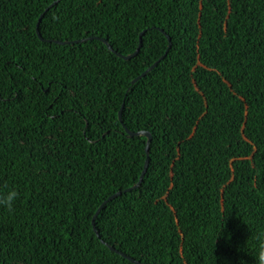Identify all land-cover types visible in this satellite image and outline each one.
Listing matches in <instances>:
<instances>
[{
  "label": "trees",
  "instance_id": "trees-1",
  "mask_svg": "<svg viewBox=\"0 0 264 264\" xmlns=\"http://www.w3.org/2000/svg\"><path fill=\"white\" fill-rule=\"evenodd\" d=\"M55 1L0 0V264H255L264 0Z\"/></svg>",
  "mask_w": 264,
  "mask_h": 264
},
{
  "label": "water",
  "instance_id": "water-1",
  "mask_svg": "<svg viewBox=\"0 0 264 264\" xmlns=\"http://www.w3.org/2000/svg\"><path fill=\"white\" fill-rule=\"evenodd\" d=\"M60 0H58V1H55V2H53L47 9H46V11L45 12H47L49 9H51L53 6H55L56 4H58V2H59ZM43 17H44V14H42L40 17H39V20H38V22H37V32H38V35H39V38L42 40V41H44V39L42 38V36H41V34L39 33V25H40V22L42 21V19H43ZM166 37H167V39H168V42H169V45H168V49H167V51L165 52V54L156 62V63H154V65H152L151 67H149L140 77H138V78H136L134 81H133V83H135L136 81H138L139 79H141V78H143L144 76H146L153 68H155L157 65H158V63L169 53V50L171 49V47H172V41H171V38L163 31V30H160ZM145 33V31H143L141 34H140V36H139V43H138V47H137V50L135 51V53H133V54H131V55H127V56H124V55H122V54H120V53H117V52H115L114 50H113V48L110 46V44L105 40V39H100L107 47H108V49L110 50V51H112L113 53H115L118 57H120V58H122V59H124V60H129V59H131L132 57H134V56H136L137 55V53L139 52V50H140V48H141V44H142V36H143V34ZM50 42H52V43H56V44H68V43H71V42H61V41H56V40H50ZM75 42H77V41H74L73 43H75ZM119 117H120V119H121V112L119 113ZM124 129H125V131L127 132V134L129 135V136H144V137H146L147 139H148V141H147V147H146V151H147V154H148V151H149V144H150V142H151V134L149 133V132H144V131H141V132H137V133H133V132H131V131H129L127 128H125L124 127ZM148 164H149V159L147 158V160H146V163H145V167H144V171H143V173H142V175H141V177H140V180H139V182H138V184L135 186V188L136 187H138L140 184H141V182H142V180H143V178H144V175H145V172H146V170H147V167H148ZM121 194V192H118L117 194H115V195H113V196H111L110 198H109V201L111 200V199H113V198H115L116 196H118V195H120ZM104 203H103V205H101V207L98 209V211L96 212V214H95V216L93 217V220H92V224H93V228L95 229V220H96V218H97V216L99 215V213H100V211H101V209L104 207ZM102 241V240H101ZM103 243H105L104 241H102ZM106 244V243H105ZM112 250H114L113 248H111ZM124 258H126V259H128L129 261H131V262H136L134 259H132V258H130V257H128L127 255H125V254H121ZM137 264H142L141 262H136Z\"/></svg>",
  "mask_w": 264,
  "mask_h": 264
},
{
  "label": "clouds",
  "instance_id": "clouds-1",
  "mask_svg": "<svg viewBox=\"0 0 264 264\" xmlns=\"http://www.w3.org/2000/svg\"><path fill=\"white\" fill-rule=\"evenodd\" d=\"M18 195L17 191L12 190L6 195L0 196V206L6 207L9 212L13 211V203L18 198ZM219 237L220 233L218 234L217 239ZM255 239L257 241L255 264H264V233L256 236Z\"/></svg>",
  "mask_w": 264,
  "mask_h": 264
},
{
  "label": "rangeland",
  "instance_id": "rangeland-1",
  "mask_svg": "<svg viewBox=\"0 0 264 264\" xmlns=\"http://www.w3.org/2000/svg\"><path fill=\"white\" fill-rule=\"evenodd\" d=\"M136 261V260H135ZM136 262H138V261H136ZM136 262H134V263H136ZM137 264V263H136Z\"/></svg>",
  "mask_w": 264,
  "mask_h": 264
}]
</instances>
